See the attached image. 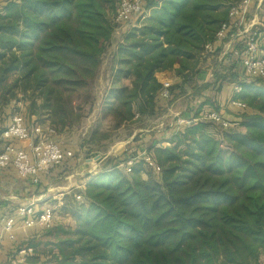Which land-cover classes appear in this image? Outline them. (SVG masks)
Returning <instances> with one entry per match:
<instances>
[{
  "label": "trees",
  "instance_id": "1",
  "mask_svg": "<svg viewBox=\"0 0 264 264\" xmlns=\"http://www.w3.org/2000/svg\"><path fill=\"white\" fill-rule=\"evenodd\" d=\"M119 1L0 0V134L6 110L19 103L57 135L92 117L79 144L87 155L175 103L198 121L160 141L140 134L122 157H109L87 177L82 201L76 193L63 199L20 264H264V80L241 78L238 61L221 49L205 51L242 0H146L116 44L98 101ZM172 73L179 82L165 102ZM226 85L241 89L232 100L247 109L223 129L202 115L220 113L209 95ZM144 150L161 168L158 179L144 177L140 161L130 177L122 172Z\"/></svg>",
  "mask_w": 264,
  "mask_h": 264
},
{
  "label": "built area",
  "instance_id": "2",
  "mask_svg": "<svg viewBox=\"0 0 264 264\" xmlns=\"http://www.w3.org/2000/svg\"><path fill=\"white\" fill-rule=\"evenodd\" d=\"M252 0H242L233 5L229 11V18L222 25L216 35L215 44L224 43L236 32L239 38L237 46L229 50L233 60L238 61L242 68L244 78L264 80V47L259 41L257 26H246ZM146 0H120L113 18V22L127 28L133 20L145 12ZM215 44L206 46V53L212 54ZM172 83L166 81L163 85L160 97L163 101L171 99ZM235 91L241 89L235 87ZM233 106L246 110L247 106L241 102H233ZM202 119L214 122L223 129L233 126L224 116L216 111L206 112ZM198 120L193 117L177 115L173 124L174 131L191 127ZM1 137L4 141L3 150L0 152V170L13 169L20 179L27 180L33 185H39L41 179L50 169L60 165L68 159L74 158V152L64 147L57 137L56 131L49 125L40 123L30 124L21 114L13 115L3 130ZM143 162L144 166L151 169L159 176L161 168L149 156L147 151H141L132 159L121 165L126 173H131L136 162ZM81 201L82 195H76ZM55 208L46 207L38 210L35 205L23 206L17 209L16 215L5 218L0 214V243L6 235L10 240H15V227L20 220L25 228H39L49 230L54 222ZM25 257L33 253L31 248H25L20 252Z\"/></svg>",
  "mask_w": 264,
  "mask_h": 264
},
{
  "label": "crops",
  "instance_id": "3",
  "mask_svg": "<svg viewBox=\"0 0 264 264\" xmlns=\"http://www.w3.org/2000/svg\"><path fill=\"white\" fill-rule=\"evenodd\" d=\"M264 14V0H252L249 15L247 17L246 26H257V28H264L263 18L262 15ZM239 38L234 32L226 42L218 43L215 46V51L221 49L223 57L225 53L229 50L235 49L237 46ZM237 71L241 74L242 68L239 64H237ZM244 75L241 74V78ZM168 81L172 83V85L179 82L178 78L175 74H169ZM235 91V86L233 85H226L221 90L220 94H216L215 92L210 93V97H214L217 105L220 107V113L224 116L226 120L231 122L232 124H237L242 122V114L244 113L243 110L238 109L237 107L233 106V94ZM177 103L173 104L169 109L166 110L165 116L162 117L159 121L158 127L162 128L164 124H166L164 117H169L174 119L177 115H182L181 111L177 107ZM18 112L21 113L22 116L26 119V121L30 124L37 123L36 117H28L27 114V105L24 103H19L14 108H8L6 110V115L8 120ZM163 115V114H162ZM159 118V117H158ZM8 122V121H7ZM48 124V123H46ZM169 124V122H168ZM171 124V123H170ZM6 125V122H5ZM171 126V125H169ZM160 131V130H159ZM158 131V132H159ZM149 131L145 125H140V127L136 128L133 132L130 140L128 143L133 141V139L140 134H147ZM66 135H57L56 139L61 142V139L64 138ZM63 144V143H62ZM64 147L70 148L67 144H63ZM4 141L0 134V152L3 150ZM79 149V145H78ZM80 151V149H79ZM102 161L99 156H96L94 159L87 160L85 162L84 167L78 168V172H81L83 176V180L79 185L71 184L67 187V190L63 189H51L45 188L41 186V184H46L44 179H41L40 185H33L27 180L20 179L16 172L13 169H6L0 170V214L5 217H12L16 215L17 209L23 206L35 205L38 210H41L46 207H50L47 203L49 200V196H47L50 192H56L57 194L52 197L57 204V208H60L63 205L62 197H65L70 192L84 191L87 183H88V176L92 174H97L100 172L98 167L101 165ZM53 185V184H52ZM42 187V189L40 188ZM62 201V202H61ZM44 231L39 228H25L20 220L17 221V225L15 227V240H10L6 235H4L2 242L0 243V264H20L21 260L24 258L23 255L20 253L23 249L29 248L30 242L35 239L39 238Z\"/></svg>",
  "mask_w": 264,
  "mask_h": 264
},
{
  "label": "rangeland",
  "instance_id": "4",
  "mask_svg": "<svg viewBox=\"0 0 264 264\" xmlns=\"http://www.w3.org/2000/svg\"><path fill=\"white\" fill-rule=\"evenodd\" d=\"M138 18L139 17L135 18L133 20V23H131L130 26L127 28H125V27L123 28L122 26L117 27V31L115 33V36L112 39L111 45L108 47L106 54L104 56L103 64H102L101 70L99 72V77H98V80L95 84L94 93H95V97L98 101H100L102 94H103V91H104V88H105V84H106L105 82H106V78L108 76L109 68H110V61H111V58H112L113 53L115 51L116 44L120 40L123 31L124 30L127 31L133 25H135V23L138 21L137 20ZM165 114L166 113L162 112L159 114V116H158L159 118L156 117L153 119H147L143 123H141L142 125H145L147 127V130L149 131L146 134L148 136L149 140L151 139V135H155V138L160 141L161 139H163L164 136H166L167 131H169L172 128V126H169V125L173 124L175 118L172 119L169 117L163 118L165 120L166 124H164V126L162 128L161 127L156 128V127H158L157 125L159 124V121H162L161 120L162 117H160V116H165ZM180 116H182V115H180ZM168 122H169V124H168ZM92 124H93V118L90 117L84 121L81 129L77 128L73 131L72 134L66 135L64 138L61 139L60 143L61 144L63 143L65 145L67 144L70 147V149L75 153L74 154L75 156L71 160V162H69L67 165L63 164L64 163L63 162L61 165H58V166L50 169L48 172H46L44 174V176L42 177V179H44V181H45V183H47V185L43 183V184H41L42 187L45 186V188L46 187L51 188V189L55 188L57 190L64 188L65 190H67V187L71 184L79 185L83 180V176L86 175L87 172H85L84 175H81L82 171H80V173H79L78 168L84 167L85 162L87 160L94 159L96 156H99L101 161H102L101 165L98 167V169L101 172L106 166H108L107 162H108L109 157H114L115 159L116 158L118 159L119 157H122L125 154V152L127 151V149L130 148L131 143H132V141L130 143H128V141L130 140V138H131L133 132L136 130V128L140 127V124H138V125L133 124L130 127H126L122 130H119L118 132H115L112 141L110 143H108L107 147L102 152H95L91 155H87L85 153V151H79L78 145L80 144L81 139L84 137V135L87 133V131H90V127L92 126ZM137 137H138V135L135 138H137ZM142 170H143L142 172L144 174V177L147 174V175H152L153 177L158 179L157 175H155L154 172L152 170L148 169L147 167L144 166L142 168ZM122 172L126 176L130 177V175H129L130 173H126L123 168H122ZM42 187H40V188L42 189ZM57 190H56V192L52 191V192L47 194V196L50 197L49 200L47 201V203L50 207L55 208V215H56V211L58 212V210L60 209V208L56 207L58 203H56L55 200L52 198L58 193ZM80 190L81 189H78V191L70 192L69 194H72V193L79 194L78 192H81ZM65 197L61 198L62 201ZM56 216L59 217V214L57 213Z\"/></svg>",
  "mask_w": 264,
  "mask_h": 264
},
{
  "label": "water",
  "instance_id": "5",
  "mask_svg": "<svg viewBox=\"0 0 264 264\" xmlns=\"http://www.w3.org/2000/svg\"><path fill=\"white\" fill-rule=\"evenodd\" d=\"M100 158V157H99Z\"/></svg>",
  "mask_w": 264,
  "mask_h": 264
}]
</instances>
